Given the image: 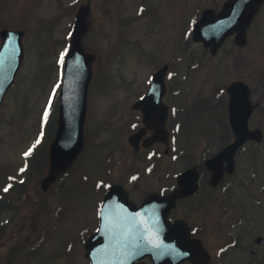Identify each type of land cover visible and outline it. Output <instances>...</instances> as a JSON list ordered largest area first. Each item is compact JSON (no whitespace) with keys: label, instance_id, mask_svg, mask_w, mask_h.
Wrapping results in <instances>:
<instances>
[{"label":"rangeland","instance_id":"rangeland-1","mask_svg":"<svg viewBox=\"0 0 264 264\" xmlns=\"http://www.w3.org/2000/svg\"><path fill=\"white\" fill-rule=\"evenodd\" d=\"M223 1L0 0V30L7 27L26 32L24 62L15 86L0 106V191L13 187L7 194L11 202L0 207V218L7 224L0 237V264H88L84 242L95 224L99 178L130 176L140 182L137 188L141 191L175 184L181 160L159 151L138 153L129 142L135 130L129 128L131 114L136 111L131 102L145 92L149 76L163 64L170 65L168 99L173 105L176 100L185 101L186 106H181L185 110L183 120L192 127L196 123V134L201 123L205 130L211 119L208 105L213 106L220 95L221 100H227L226 88L236 80L250 86L253 104L259 102L250 126L264 131V26L258 25L247 46L229 39L216 55L190 37L201 12L217 10ZM87 3L88 30L82 43L93 55V73L84 153L44 189L46 155H37L42 160L31 162L28 171L27 157L35 141L47 142L54 137L57 122L53 116H58L59 81L64 76L75 14ZM215 108L219 120L224 107ZM178 119H172L171 124ZM211 130L221 132L222 127ZM186 140L191 145L192 140ZM197 141L200 144L195 147L202 159L207 142L202 136ZM260 152L262 159L257 160L251 153L241 154L240 174H244V164H249L245 168L250 178L255 166L252 162H257L255 170L260 174L253 187L248 182V191L244 188L242 194L234 186L233 201H220L219 197L206 200L203 190L196 198L181 202L174 213L196 227L212 255L208 264H260L255 237L264 230V193L256 191L264 172V143ZM244 156H248L247 161ZM26 177L28 185L21 183L23 189L16 192L18 182ZM251 194L261 195V201H252ZM8 206L11 208L7 210ZM242 210L249 212L252 221L245 232Z\"/></svg>","mask_w":264,"mask_h":264},{"label":"water","instance_id":"water-1","mask_svg":"<svg viewBox=\"0 0 264 264\" xmlns=\"http://www.w3.org/2000/svg\"><path fill=\"white\" fill-rule=\"evenodd\" d=\"M263 1L229 0L225 3L224 9L218 14L213 10H205L201 19L195 25V39L202 40L207 47H211L215 52L229 34L237 32L236 41L244 44L247 27ZM88 10V6H83L78 11L73 40L67 55L65 79L61 89L59 128L56 138L51 145V169L49 175L44 180L45 184L53 180L54 175L63 170L77 156L83 146L87 91L92 76L90 63L93 59V56L84 52L81 45L82 35L87 29L86 16ZM23 36L24 32L22 31L10 29H3L1 31L0 104L9 87L14 82L16 73L24 57ZM165 71L166 67L162 68L153 77L152 85L162 82ZM157 88L153 87L145 100L155 98ZM228 91L231 94L230 120L234 130L238 134V141L234 144L235 148L238 143L244 141L247 135H249L247 130V122L251 112L249 89L242 82H235L228 88ZM156 95L158 96L159 93ZM234 148L230 146L226 151L233 152ZM179 195L180 192H175L170 197L159 198L157 201H167L172 206ZM152 200L156 201L154 198ZM148 202L150 203V200ZM149 203H145L144 206L146 207ZM180 224H183L185 227V223L182 222ZM177 226L178 223L173 225V227L170 226L169 231L163 233V236L169 241L166 246V249H168L166 258L162 256L161 246L156 247L154 243L157 238L161 237V233H157V231L147 235L151 244L148 249L150 250L149 253L152 255L154 264H179L187 258L195 264L196 261H201L200 263L204 264L209 259V255L203 248L201 241L193 240L189 242L187 241L188 236L187 240L186 238L182 239V233L179 234ZM186 232L189 234L187 227ZM100 236L101 232L96 233L88 244L92 264H107L100 260L101 251L98 244Z\"/></svg>","mask_w":264,"mask_h":264},{"label":"flooded vegetation","instance_id":"flooded-vegetation-1","mask_svg":"<svg viewBox=\"0 0 264 264\" xmlns=\"http://www.w3.org/2000/svg\"><path fill=\"white\" fill-rule=\"evenodd\" d=\"M224 1L221 7L223 6ZM259 24L264 26V3L262 4L258 12L255 14L252 20V23L248 29L247 43L245 46L249 44V40L252 37L254 38L256 36L257 27ZM241 47H244V46H241ZM258 103L259 102H257L256 104H253V111L255 107L259 105ZM184 111H185L184 109L181 111V108H180L177 111V113L178 114L182 112L184 113ZM253 111H252L250 121L253 116ZM137 112L141 115L140 111H137ZM188 113H190L189 110H188ZM179 117L181 119L182 116L179 114ZM180 119L177 125V130L174 132L170 131L169 142L158 141L155 143H151L149 137L152 135L153 131L150 129L145 130L143 134L136 139V146L138 149L136 150V152L138 153L146 152L147 154L148 152L152 150L159 151L161 154H164L167 156H170L176 153L177 159L181 160L180 162L182 164V167L179 170L178 174L182 173L183 171L187 169H192V168L196 169L198 173V189L193 194L180 198L178 200L177 207L183 201H188V200H191L192 198H196L200 194V192H202L203 190H204L203 196L205 197L206 200L208 199V197H212V198L219 197L220 199H222L220 201H223V200L233 201L232 197L234 194H232V192L234 191L233 190L234 186H238L241 189V193L243 194L244 191L242 192V190H244V188L246 191H248V188H247V185L249 187L248 182H250L252 187L255 185V182L259 179L258 177L260 176L258 170H255L257 162L256 161H255L256 163L252 162V165H255V166L253 167L251 177L248 178L249 176H248V173L246 172L245 167L249 166V164H244V174H240L241 170L239 169V164H240L239 161L241 160V156H242L241 154L243 152L246 153L245 155L251 153L252 156L255 157L256 160L259 159V157L262 159V153L260 152V145L264 143V131L260 127H258L261 129L260 133L258 134L260 136V139L259 140H254V139L248 140L235 153L234 168L228 167L227 161L223 162L224 163L222 165L223 170H224L223 178L218 182V184H214L212 181L213 172L207 168L206 160L209 157L214 156L218 151H220L227 144H229L234 139V133L230 130L224 131V132L213 131L211 130V127L213 126V122L208 120L206 122L207 128L205 130H202V127L205 124L200 122L201 125L199 127V130L201 132L203 131V133L200 134V131H198V134H196L197 130H194L196 127V123L192 127V123H187L186 120L185 122L184 120L180 121ZM197 124L199 123L197 122ZM173 125L174 124H170V127L172 128ZM142 127H143V124H140L137 127V129L139 130ZM185 133H188V134H185ZM201 136L204 137L207 142V144H205L206 152L203 154L202 159L199 158L198 151L196 150L197 146L195 147V145L200 144V141H197V138H200ZM186 138L192 140V141L190 140L191 145H189V142L186 140ZM218 139H219V142L217 141ZM189 148H191V150H189ZM185 151L188 152L187 156H184ZM247 158L248 156H244L245 161H247ZM155 167H156V164H153V168ZM262 175L263 176L261 177V183L259 184L257 191H256V188H254V192L256 191V193H264V172L262 173ZM102 182L103 183L101 184L100 189H99L100 194H99V201H98L99 202L98 203L99 204L98 224L100 223L99 215L104 205V199L110 192L111 187L114 185L120 186L122 188L121 194L124 195V199L125 197H127V199H125L126 203L128 200L137 205H140L144 201V199H146L153 193H158L161 195L168 194L172 192L175 188H178L180 186L178 183H176V185H174L173 187H171V184L170 185L165 184L163 186L164 189L162 188L160 190H154V191L153 190L141 191L137 188L140 182H138L136 179H133V178L131 179L130 176H128L126 179L109 178V179L103 180ZM216 192H219V194H216ZM250 193H252V191H250ZM242 194L240 195L241 204L244 203V195ZM251 195H252L251 197L252 201L254 202L261 201L260 199L261 195L259 194H251ZM245 207H246V204L244 203V207H241V208L244 209ZM176 209L172 211L171 215L175 213ZM241 219L244 220V232H245L247 228V224L252 223L249 212L242 210ZM246 238H247V235H246ZM244 239H245V236H244ZM255 244H256V248H258L257 249L258 261L260 264H264V230L255 237ZM144 261L149 262V259L145 258Z\"/></svg>","mask_w":264,"mask_h":264},{"label":"trees","instance_id":"trees-1","mask_svg":"<svg viewBox=\"0 0 264 264\" xmlns=\"http://www.w3.org/2000/svg\"><path fill=\"white\" fill-rule=\"evenodd\" d=\"M43 155H46V154H43ZM42 160V159H41ZM46 158L44 159V162H45Z\"/></svg>","mask_w":264,"mask_h":264},{"label":"snow or ice","instance_id":"snow-or-ice-1","mask_svg":"<svg viewBox=\"0 0 264 264\" xmlns=\"http://www.w3.org/2000/svg\"><path fill=\"white\" fill-rule=\"evenodd\" d=\"M25 155H27V153H25ZM5 190H7V189H5Z\"/></svg>","mask_w":264,"mask_h":264}]
</instances>
